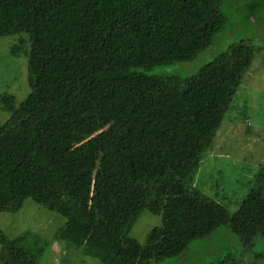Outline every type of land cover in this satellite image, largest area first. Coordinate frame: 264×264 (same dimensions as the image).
I'll list each match as a JSON object with an SVG mask.
<instances>
[{"label":"trees","instance_id":"obj_1","mask_svg":"<svg viewBox=\"0 0 264 264\" xmlns=\"http://www.w3.org/2000/svg\"><path fill=\"white\" fill-rule=\"evenodd\" d=\"M226 1L0 0V38L24 34L10 52L26 55L30 87L19 103L0 94V212L30 198L65 217L55 240L102 264L174 258L221 226L264 264V159L233 213L193 185L259 48L241 39L192 75L147 73L211 45ZM102 187L110 206L96 202ZM143 210L161 224L141 244L128 232ZM47 244L0 227V264H40Z\"/></svg>","mask_w":264,"mask_h":264},{"label":"rangeland","instance_id":"obj_2","mask_svg":"<svg viewBox=\"0 0 264 264\" xmlns=\"http://www.w3.org/2000/svg\"><path fill=\"white\" fill-rule=\"evenodd\" d=\"M253 1L227 0L226 4L223 2L222 12L226 17L224 29L215 36L214 42L194 59L158 65L147 70L148 74L153 75L188 76L196 73L202 65L233 42L250 39L259 48L223 116L212 147L201 158L194 177V187L219 200L230 213L236 211L252 187L254 175L264 159V9L260 11V16L247 14L246 8L241 7L242 3L249 7ZM22 35L24 34H12L0 38V94H13L16 103L23 100L30 91L26 55H13L10 52L13 44L20 39L24 40ZM7 117V112L0 111V124ZM113 193L111 188L102 187V192L96 195V202L110 206ZM64 222L65 217L30 198L23 201L15 214L0 212V227L8 236L28 229L47 240V248L40 264H102L97 258L84 255L82 249L55 240L54 234ZM160 224V215L143 210L128 235L144 244L146 233ZM257 243L261 247L264 246L261 240ZM260 253L261 250L256 247H243L237 236L227 227L221 226L209 237L192 241L179 256L154 264H210L217 263L226 256L233 264H262L256 256Z\"/></svg>","mask_w":264,"mask_h":264}]
</instances>
